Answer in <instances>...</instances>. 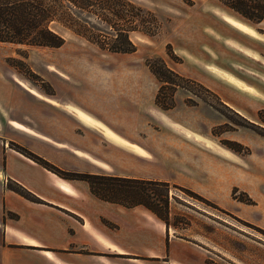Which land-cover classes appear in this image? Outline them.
Returning a JSON list of instances; mask_svg holds the SVG:
<instances>
[{"label":"rangeland","instance_id":"obj_1","mask_svg":"<svg viewBox=\"0 0 264 264\" xmlns=\"http://www.w3.org/2000/svg\"><path fill=\"white\" fill-rule=\"evenodd\" d=\"M93 1L62 0L51 23L65 38L59 48L0 41V102L31 114L25 120L36 126L42 109L43 129L58 132L71 125L66 104L101 112L118 104V93L139 94L144 114L149 105L172 106L174 120L196 134H155L171 184L170 226L162 221L203 245L212 264H264V20L254 23L223 0ZM127 30L135 49L111 50ZM79 134L80 145L109 152L94 134Z\"/></svg>","mask_w":264,"mask_h":264},{"label":"crops","instance_id":"obj_2","mask_svg":"<svg viewBox=\"0 0 264 264\" xmlns=\"http://www.w3.org/2000/svg\"><path fill=\"white\" fill-rule=\"evenodd\" d=\"M135 95L129 100L128 95L116 93L118 104L105 105L101 112L66 104L71 125L62 132L43 129L42 109L36 126L25 120L31 114L15 115L6 102H0L1 264H212L203 245L175 235L147 207L105 201L87 181L63 178L14 145L67 171L167 181L153 142L155 134L196 133L174 120L169 114L172 107L149 105L146 114L141 113L143 105ZM27 108L31 113L30 105ZM74 109L94 122L80 118ZM153 110L158 114H151ZM80 129L94 134L109 152L80 145ZM124 134H138V139Z\"/></svg>","mask_w":264,"mask_h":264},{"label":"trees","instance_id":"obj_3","mask_svg":"<svg viewBox=\"0 0 264 264\" xmlns=\"http://www.w3.org/2000/svg\"><path fill=\"white\" fill-rule=\"evenodd\" d=\"M66 1L69 5L77 7L81 4L86 7L95 3L93 0ZM222 2L254 23L264 20V0H223ZM63 7L62 0H0V41L31 46L61 47L65 43V38L52 28L51 23L58 20ZM67 11L70 13L69 9ZM128 31L122 32L123 40L119 39L122 42L119 46H112L111 50L126 53L135 49ZM33 75L37 76L35 73ZM14 145L24 154L63 178L87 181L92 192L99 198L127 207L143 205L165 221L168 227L170 226L168 221L171 184L169 182L67 171L17 144ZM174 187L199 196L185 187L177 185ZM15 189L27 198L36 199L23 188L15 187Z\"/></svg>","mask_w":264,"mask_h":264},{"label":"bare ground","instance_id":"obj_4","mask_svg":"<svg viewBox=\"0 0 264 264\" xmlns=\"http://www.w3.org/2000/svg\"><path fill=\"white\" fill-rule=\"evenodd\" d=\"M226 19L233 26H235L237 28H240V29H242V30H244V31L252 34V35H255L256 34L255 31L252 30L250 27L246 26L245 23H243V22H241V21H239V20H237L235 18H232V17H229V18H226ZM230 80H233L234 81V79H232V78ZM239 84H241V83H239Z\"/></svg>","mask_w":264,"mask_h":264}]
</instances>
